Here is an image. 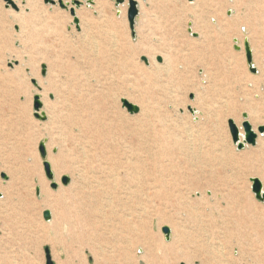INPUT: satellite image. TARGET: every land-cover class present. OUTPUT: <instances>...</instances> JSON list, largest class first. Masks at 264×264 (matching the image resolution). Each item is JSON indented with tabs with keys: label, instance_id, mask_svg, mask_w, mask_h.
Here are the masks:
<instances>
[{
	"label": "rangeland",
	"instance_id": "obj_1",
	"mask_svg": "<svg viewBox=\"0 0 264 264\" xmlns=\"http://www.w3.org/2000/svg\"><path fill=\"white\" fill-rule=\"evenodd\" d=\"M92 1L79 8L88 16L77 17L84 27L92 25L85 28L95 37L92 51L83 50L84 60L72 59L64 65L70 62L72 78L63 67L60 76L51 73L50 82L63 85L67 100L87 89H114L116 107L127 119L139 118L141 112L130 115L122 99L149 102L161 128L172 129V120L191 128L194 138L200 136L191 141L203 153L196 159L207 164L202 169L208 173L196 171L200 179L192 185L188 200H135L130 204L134 217H126L135 229L129 236L115 240L117 221L112 214L94 216L92 234L70 231L71 225L60 220L63 208L52 198L61 190L70 191L76 173L61 171L57 164V169L51 168L49 181L43 162L51 166L50 159L59 156L63 162L68 149L73 150L68 152V163L78 158L75 142L53 129L44 109L45 102L56 99L49 89L45 58L66 61L58 38L65 36L71 45L80 47L83 27L77 30L72 24L71 9L44 0H13L15 8L0 0V264H46V249L52 264H264V249L256 246L258 235L251 233L248 241L243 240L247 224L239 220L244 197L264 216V202L251 192L250 179L260 178L248 172L244 158L255 154L264 136L238 151L228 128L232 120L242 131L249 97L264 106V0H201L199 6L194 0H136L138 15L132 30L127 0L118 5L115 0H101V6ZM198 26H202V36ZM33 29L44 37L30 38ZM245 41L252 49L256 74L249 72ZM153 56H160L165 64ZM96 73L98 78L93 77ZM35 96L40 98L44 121L33 116ZM188 107L197 113H190ZM148 117L152 125L153 113ZM262 125L264 119L255 124ZM145 133L151 130L146 127ZM41 143L45 158L39 153ZM221 153L223 159L215 158ZM85 161L81 157L76 163L81 170ZM64 176L69 179L65 186L60 181ZM40 177L47 184L45 193L52 196L49 204L44 203ZM210 177L213 183L207 187L205 179ZM51 183L57 187L52 189ZM75 201L67 200L65 208ZM74 207L65 210L70 220L76 215ZM45 210L52 213L49 221L42 217ZM194 218L202 224L194 223ZM260 223L264 227V219ZM163 227L169 228V238L162 233Z\"/></svg>",
	"mask_w": 264,
	"mask_h": 264
},
{
	"label": "bare ground",
	"instance_id": "obj_2",
	"mask_svg": "<svg viewBox=\"0 0 264 264\" xmlns=\"http://www.w3.org/2000/svg\"><path fill=\"white\" fill-rule=\"evenodd\" d=\"M72 1L80 2L79 7L72 4ZM87 1L70 0L71 6H69L67 0L66 4L63 3L64 1L62 3L66 11L73 9L75 18H77L79 16H88L84 11H80L79 9L81 5H87ZM90 1L91 5L94 4L92 0ZM200 1L194 0L195 5L199 6ZM11 2L16 7L13 0ZM155 2L157 3V0L150 1V3ZM95 4L101 6L102 1L95 0ZM188 4L191 5V2ZM54 5L58 4L55 2ZM77 21L78 23L75 25L72 18V24L75 25L77 30L80 29L79 26L81 24L83 27L82 35L78 37L80 47L71 45L68 40L69 38L59 36L58 40L64 45L63 52L66 53V61H58L59 63H57L56 59L51 61L45 58L49 72V89L55 93L56 99L52 103L45 102L44 109L48 113L53 129L59 131L58 134L65 133L64 136L66 138L70 136L75 142L76 158L80 159L84 157L86 161L81 166L82 170L76 164L78 159L75 162L68 163V152L73 151L70 149L67 150L63 162L60 161V156L54 159L51 158V166L48 163L50 170L51 168L57 169L58 164L59 170H65L73 174L76 173L77 181L72 182L70 191L61 190L54 198L45 193L47 184L41 177L39 187L40 191L46 194L44 203H51L49 200L52 198L56 204L63 208L62 211L64 210V213H62L63 215H61L60 220L71 225L70 231L78 229L82 232L84 231V233L92 234L96 231V225L91 221L92 219L94 220V216L100 215L99 217H105L112 214L115 221H117L113 226V236L116 240L118 236H124L123 234L129 236L130 233L135 232L131 222L126 220V217H134V208L130 204H134L135 200L139 199L144 201L159 200L162 202L188 200V194L191 192L192 185L194 186V183L199 182L200 179L196 171H200L204 175L208 171L206 172L202 168L208 166L207 164L202 165L196 159L198 154L201 155L203 153L198 151L196 146L193 145V141H191H197L200 136L194 138L195 136L191 128L188 126L183 127V125L175 121L173 123L172 120H170V123L173 125L172 129L164 130L160 126L162 124L157 125L161 120L158 119V115L153 110H150L151 104L149 102L145 103L143 100L133 101L131 104L138 108L140 105L141 110L139 111L141 112V116L139 118L133 117L132 119H127L116 107L117 103L114 99L117 96L114 89L108 87L97 88L98 90L87 89L85 93L79 92L67 100L65 98L66 90L62 88L63 85H58L55 81L53 83L50 82L52 81L51 73H54L55 76H60L63 67L67 68L69 72L66 76L72 78L74 75L71 74L68 67L70 62L66 66L64 65L69 60L72 62V59L78 61L81 58L84 60L83 50L92 51L95 37L90 34V31L86 33L85 29L89 30L92 28V25L87 24L84 27L85 24L81 23L78 18ZM198 27L201 28L202 26ZM203 33V29L201 28L200 36ZM39 35L40 38L44 37L41 32L33 29L29 37L36 39ZM204 42L202 41V43ZM188 44L191 46V43ZM158 57L160 56H153L152 58L156 59ZM187 60H191V57L187 58ZM162 61L165 64L166 61L164 59ZM90 68V73H93V67ZM98 76L97 73L93 75L94 78H98ZM39 96L41 97V94ZM247 100L249 101L244 105L248 114H243L247 115L246 121L250 124L252 130L256 132L259 126L256 127L255 124L264 119V106L261 103L252 102L250 97ZM191 109L194 112L193 114L197 113V111L193 110V107ZM149 113H153L155 120L152 122V125H149ZM235 125L239 129L240 140H242L243 132L238 124ZM137 127H139V130H137ZM146 127L151 130V133H145ZM261 136H264V134H259L257 136L258 140ZM213 144V142L209 143L212 149H214ZM259 146L255 154L244 158H246L245 165L249 167L248 172L251 175L258 176L260 178L258 180L262 183L263 187L264 140L260 141ZM220 156L223 159L222 153L218 156L216 155L215 158H219ZM204 160L207 161L206 156ZM209 183H213L212 177L205 179L207 187L210 186L208 185ZM262 192L264 193V188H262ZM228 194L229 191L227 192ZM231 198H236V196L233 195ZM67 200L71 202L72 200H76L74 202L77 204L76 208L73 205L74 203L68 204L65 208L64 203ZM241 202L243 203L242 209L244 208V211L240 215L239 220L247 224V230L244 228L242 238L248 241L251 233H256L258 235L256 246L259 245V247L264 249V227L260 223V220L264 219V216L251 204L249 197H244ZM72 207L76 211V215L73 214L75 215L74 219L76 222L74 219L70 220L72 217L69 211L65 212L66 209L68 210V208L71 209ZM119 210H122L125 214L120 215ZM49 212L51 213V211ZM247 214H249L248 217L245 216ZM194 223L201 225L202 221L194 218ZM197 228L200 229L199 227ZM258 228L261 230L260 233L257 231ZM129 242L131 243V241Z\"/></svg>",
	"mask_w": 264,
	"mask_h": 264
},
{
	"label": "water",
	"instance_id": "obj_3",
	"mask_svg": "<svg viewBox=\"0 0 264 264\" xmlns=\"http://www.w3.org/2000/svg\"><path fill=\"white\" fill-rule=\"evenodd\" d=\"M3 1L7 5H10L12 8H15L11 0H3ZM44 2L51 4V5L55 4V2H53L52 0H44ZM72 2H73L72 4H74L76 7H79L80 2L78 1H72ZM115 2L117 5L123 4L124 0H115ZM127 2H128L127 20H128L129 28L132 30L134 27L135 19L138 15V5H137L136 0H127ZM87 3L91 4V1L88 0ZM57 4L60 8L66 9L61 0H59ZM69 13L73 17V23L77 25L78 21H77V18H75L74 10L71 9ZM193 35L195 36L196 34H193ZM234 48L236 50L240 49L238 46H235ZM244 52H245V58H246L247 65L249 67V72H251L252 74H256L257 70L252 65V52H251V49L247 41L244 42ZM141 59L144 63H147V60L144 57H142ZM156 61L161 62V58L160 57L156 58ZM121 102H122L123 107L127 110V112L130 115L137 114L139 112V108L137 106L129 103L125 99H122ZM41 108H42V104L40 102V98L39 96H35L33 98V110H34L33 116L37 119L44 121L46 119V116H45V113L41 112ZM187 110L190 113H194L190 107H188ZM242 118L244 119V121L241 124V128L243 131L242 140H240L239 129L237 128L235 123L232 120H228V128H229L230 136L232 139V143L236 146V149L238 151L242 150L246 145L254 146L256 144L257 133L258 134L264 133V126H259L256 129L257 131L254 132L250 124L246 121L247 115L242 114ZM39 153H40L41 158H45V148H44L43 143L39 145ZM43 168H44L45 176L49 179V181L52 180L53 174L50 170L49 164L46 161L43 162ZM60 181H61V184L65 186L68 184L69 179L64 176L61 178ZM250 182H251V192L254 194L255 199L260 202H264V193L262 192V188H263L262 183L256 178L250 179ZM50 187L52 189H55L57 185L56 183H51ZM36 192H38V190H36ZM0 197H1V194H0ZM42 217L45 221H49L51 219V213L48 210H45L42 213ZM161 231L165 235L166 238H169V235H170L169 228L163 227ZM45 254H46V264H52L51 258L49 256V251L47 249L45 250Z\"/></svg>",
	"mask_w": 264,
	"mask_h": 264
}]
</instances>
